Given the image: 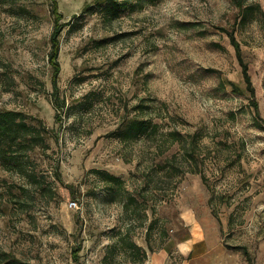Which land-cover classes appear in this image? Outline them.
<instances>
[{
	"label": "rangeland",
	"instance_id": "obj_1",
	"mask_svg": "<svg viewBox=\"0 0 264 264\" xmlns=\"http://www.w3.org/2000/svg\"><path fill=\"white\" fill-rule=\"evenodd\" d=\"M95 1L58 0L72 26L59 36L56 120L51 0H0V109L37 117L50 135L31 153L36 182L0 165V249L38 264H264V0L83 10ZM149 110L158 132L123 139L118 129ZM174 129L199 135L198 163L179 176L157 166L161 151H178ZM99 171L123 183L107 188ZM185 211L201 243L187 252ZM126 233L145 262L124 250Z\"/></svg>",
	"mask_w": 264,
	"mask_h": 264
},
{
	"label": "trees",
	"instance_id": "obj_2",
	"mask_svg": "<svg viewBox=\"0 0 264 264\" xmlns=\"http://www.w3.org/2000/svg\"><path fill=\"white\" fill-rule=\"evenodd\" d=\"M142 2L144 0H135ZM134 4L133 0H96L94 4H89L83 8L85 12H93L95 8L104 9L107 13H117L124 8ZM58 0H51L52 12L55 14V27L52 34L53 48L50 52V61L54 68L52 76L53 84V104L56 108L55 118L61 120L59 111L63 110L64 99H61L58 94L57 74L60 70L59 63V41L61 31L68 27L71 28L72 22L61 21L62 13L58 12L57 6ZM59 7V6H58ZM27 10V9H26ZM61 21V22H60ZM231 43L235 48L237 58L242 67V76L245 82L246 90L251 94H254V86L249 73L248 64L244 61L241 53V47L236 40L233 32L229 33ZM234 90L237 89V83L235 81H228ZM145 102V101H144ZM142 108H148V103H141ZM153 111L149 110L145 115L140 117H133L124 125L118 129V133L123 139L131 140L138 136L144 135L145 137L151 136L158 132L159 120ZM171 138V147L174 145L178 151H161L159 159L157 160V166L171 176H179L184 173L187 168V161L190 160L198 163V156L200 155L199 148V135L197 132L183 133L177 129L169 131ZM50 135L46 129V126L37 117H32L30 114L15 109H0V165L7 170H12L19 173H24L28 180L32 178L33 183L37 180V172L34 169H30L29 160L31 153L37 149L49 147ZM58 138V137H57ZM185 150V151H184ZM55 166V165H54ZM54 174L57 180L64 182L60 173L59 164L54 167ZM193 172H199V169ZM102 174L103 180L109 182L107 188H112L113 184L121 185L123 179L109 173L107 171H99ZM30 177V178H29ZM31 182V181H30ZM68 189L72 192V196L75 198L74 185L67 183ZM119 242L124 247L126 253L134 255L135 263H142L146 260V250L138 245L136 241L132 240L127 233L120 237ZM80 246L75 249V255L77 256ZM0 264H38L28 260H24L19 257L12 250L0 249Z\"/></svg>",
	"mask_w": 264,
	"mask_h": 264
},
{
	"label": "crops",
	"instance_id": "obj_3",
	"mask_svg": "<svg viewBox=\"0 0 264 264\" xmlns=\"http://www.w3.org/2000/svg\"><path fill=\"white\" fill-rule=\"evenodd\" d=\"M182 218L185 221V225H190V235L189 237L180 239L178 242L179 250H183V252L191 251L193 247H198L201 245L200 239H198V230L197 227L200 226L198 220H194L190 214H187V211L182 213Z\"/></svg>",
	"mask_w": 264,
	"mask_h": 264
},
{
	"label": "built area",
	"instance_id": "obj_4",
	"mask_svg": "<svg viewBox=\"0 0 264 264\" xmlns=\"http://www.w3.org/2000/svg\"><path fill=\"white\" fill-rule=\"evenodd\" d=\"M70 205L71 206L76 205V201H70Z\"/></svg>",
	"mask_w": 264,
	"mask_h": 264
}]
</instances>
